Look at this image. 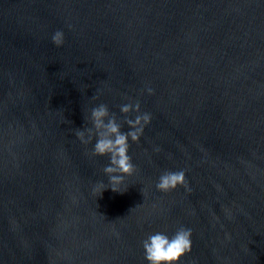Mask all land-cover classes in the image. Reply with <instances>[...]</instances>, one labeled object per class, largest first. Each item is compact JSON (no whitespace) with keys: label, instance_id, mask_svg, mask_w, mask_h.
Here are the masks:
<instances>
[{"label":"water","instance_id":"1","mask_svg":"<svg viewBox=\"0 0 264 264\" xmlns=\"http://www.w3.org/2000/svg\"><path fill=\"white\" fill-rule=\"evenodd\" d=\"M129 98L152 119L113 191L74 133ZM180 226V264H264V0H0V264H148Z\"/></svg>","mask_w":264,"mask_h":264},{"label":"clouds","instance_id":"2","mask_svg":"<svg viewBox=\"0 0 264 264\" xmlns=\"http://www.w3.org/2000/svg\"><path fill=\"white\" fill-rule=\"evenodd\" d=\"M52 42L56 46L64 43V33L57 30L52 35ZM148 94H154L152 87L146 86ZM97 99L95 95L92 97ZM130 99V98H129ZM139 101H131L120 105V112L125 114L121 120L115 112H110L105 103H100L90 109L85 119L91 126H83L75 130L76 138L83 144L89 145L93 139L95 144L91 149L92 156H107L109 164L103 168V172L108 177V186L113 191H121L125 177L136 173L137 168L133 163L132 156L129 155L130 143L139 142L144 133L145 126L151 122V113H141ZM137 113L134 118L128 114ZM124 124L129 126V131H122ZM159 152V147L154 149ZM104 182H100V191L104 188ZM107 186V187H108ZM183 186L187 192H191L185 178V171H165L156 183L158 191L169 192ZM118 235V234H117ZM144 249V257L148 264H180L182 258L192 251V229L180 226L174 234L169 236L165 232H155L148 234L141 242Z\"/></svg>","mask_w":264,"mask_h":264}]
</instances>
